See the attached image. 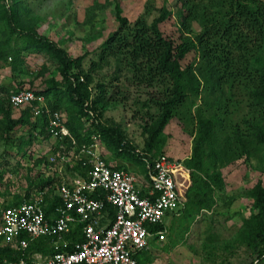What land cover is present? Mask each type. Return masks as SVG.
Returning a JSON list of instances; mask_svg holds the SVG:
<instances>
[{
	"label": "trees",
	"instance_id": "trees-1",
	"mask_svg": "<svg viewBox=\"0 0 264 264\" xmlns=\"http://www.w3.org/2000/svg\"><path fill=\"white\" fill-rule=\"evenodd\" d=\"M176 5L184 30L180 31L178 39L161 29V24L173 15L167 5L149 9L135 21L124 16L117 6L118 27L100 45L99 61L85 70V56L71 58L55 42L39 34V17L32 14L24 0H0V63L11 59L12 69L17 70L24 63L23 52H42L60 61L63 82L51 78L32 90L46 97L52 112L58 111L63 116L76 144L65 136L57 139V146L64 143L69 151L76 145L90 144L95 134L117 151V155L127 153L131 158L139 157L118 129L100 120L108 108L118 104L126 107L134 97L129 109H133V117L144 120L142 128L147 142L146 155L141 159L146 162L149 175L156 158L166 154L168 125L172 121L187 123L185 129L192 125L189 131L195 137L192 157L185 165L193 171L194 180L195 171L204 177L193 200L185 204L183 211L190 217L192 205L211 207L215 188L223 187L218 164L227 165L243 157L249 160L254 155H260L264 162V0H176ZM193 23L199 25V32H194ZM191 51L199 54L197 66L194 62L183 64ZM111 61L116 63L118 72L124 74L123 83L119 74L110 82H96L93 76L96 66L109 65ZM235 89H241L245 103L238 106L239 118L232 120L229 115V122L225 123L218 111H227L235 99ZM11 91L0 89V115L8 121L6 132L32 124L43 136H51L45 112L34 116L32 109L26 107L20 110V118L12 116L15 109L7 103ZM201 94L203 98L197 103ZM83 116L93 120L92 128L84 127ZM88 168L77 162L71 169L75 175L86 176ZM57 180L55 176L34 179L25 197L29 198L34 189L52 185ZM249 197L255 212L245 221L239 238L241 243L258 250L251 264H263L264 186L261 182L253 186ZM22 200L21 195L5 199L4 206ZM58 202L57 198L48 200L47 213L52 212ZM113 217L111 209L110 218ZM172 228L161 223L152 231ZM67 237L81 242V226ZM52 242L48 237L31 240L25 258L30 259L35 253L51 255ZM74 249L71 244L69 250ZM2 252L12 261L22 257L21 251L10 246L2 248ZM144 252L147 250L135 255L138 264Z\"/></svg>",
	"mask_w": 264,
	"mask_h": 264
},
{
	"label": "rangeland",
	"instance_id": "rangeland-1",
	"mask_svg": "<svg viewBox=\"0 0 264 264\" xmlns=\"http://www.w3.org/2000/svg\"><path fill=\"white\" fill-rule=\"evenodd\" d=\"M24 1L33 11L32 14L39 17V34L55 42L71 58L85 56V70L99 61L100 45L117 29V6L124 16L135 21L145 11L167 5L172 9L173 15L161 24L162 31L175 39L179 38L180 31H184L178 18L176 0ZM192 28L194 32L200 31L197 23H193ZM22 54L24 63L17 70L12 69L11 59L0 63V89L11 91L39 88L51 78L63 82L61 64L57 58L42 52ZM199 59V54L191 51L183 64L194 62L197 66L200 64ZM118 74L122 84L124 74L119 73L116 63L111 61L109 65L96 66L93 76L96 82H110ZM240 90H234L235 99L226 112L225 109L218 111L225 118V123L229 122V115L232 120L239 118L238 106L242 107L245 103ZM202 98L203 94L199 96L197 103ZM133 99L134 97L128 103V108L121 104L108 108L100 120L102 124L118 129L139 155L136 159L129 157L127 153L120 155L121 160L127 163H122L123 166L138 177V174H147L148 171L146 162L141 159V156L146 155L147 137L142 128L144 120L139 116L133 117V109H129ZM61 112L64 113L62 110ZM20 115V110L13 111L14 118H20ZM82 122L85 128H92L93 120L89 117L83 116ZM7 124V119L0 115L1 200L15 199L22 195L36 178L39 181L48 176H63L65 179L77 176L71 168L77 163L78 149L70 152L66 144L62 149L61 146L59 148L54 137L43 136L40 129L34 128L32 124L15 127L7 133ZM184 125L178 121H172L168 125L164 153L185 165V161L192 157L195 137L189 132L192 125L186 129ZM100 149L104 156L109 153L115 156L118 154L104 139L100 140ZM260 154H263V150ZM186 169L188 171H183L181 175L179 201L164 217V222L173 228L167 231L165 241L149 238V249L142 254L141 264H251L257 258L258 250L241 243L239 236L245 221L255 212L249 192L258 182L264 186V162L261 156L254 155L249 160L243 157L227 165L218 164L217 172L221 173L223 187L215 188L211 207L199 208L192 205L190 217H186L183 210L185 204L193 200L204 175L195 171L194 180L193 171L187 167ZM39 174L41 175L38 176ZM262 262L264 264V258Z\"/></svg>",
	"mask_w": 264,
	"mask_h": 264
},
{
	"label": "built area",
	"instance_id": "built-area-1",
	"mask_svg": "<svg viewBox=\"0 0 264 264\" xmlns=\"http://www.w3.org/2000/svg\"><path fill=\"white\" fill-rule=\"evenodd\" d=\"M7 101L15 110L30 107L34 116L45 112L56 140L71 137L63 116L51 111L44 95L22 88L11 91ZM76 149V161L89 166L86 176L57 177L52 185L34 189L29 198L23 193L17 204L4 206L5 200L0 199V264H138L135 255L149 249V238L165 241L167 230L152 228L166 225L164 217L179 201L181 175L188 171L183 162L161 154L149 179L141 183L135 174L107 162L97 135L90 144L74 146L70 152ZM55 198L59 202L47 213L48 200ZM77 226H81V242L67 237ZM42 237L53 240L54 252L26 259L30 241ZM6 246L21 251L22 257L12 261L2 252Z\"/></svg>",
	"mask_w": 264,
	"mask_h": 264
},
{
	"label": "crops",
	"instance_id": "crops-1",
	"mask_svg": "<svg viewBox=\"0 0 264 264\" xmlns=\"http://www.w3.org/2000/svg\"><path fill=\"white\" fill-rule=\"evenodd\" d=\"M105 158H106V160H107V162L111 165V166H113V167H115V168H121V169H125V170H127L128 168L127 167H125V166H123V164H126L127 165V163L125 162V161H123V160H121V156H115L114 154H111V153H109V154H107L106 156H105ZM123 163V164H122ZM129 171V170H128ZM149 175H147V174H138V179H139V181L141 182V183H144V181H146V179H149V177H148ZM59 178H61V177H63V176H58ZM167 225V224H166ZM170 225V224H169ZM155 239H157L156 237H155ZM143 254V253H142ZM142 254H141V256H142ZM142 258V257H141ZM141 258H140V260H141Z\"/></svg>",
	"mask_w": 264,
	"mask_h": 264
}]
</instances>
